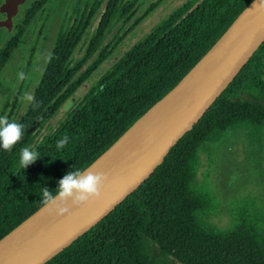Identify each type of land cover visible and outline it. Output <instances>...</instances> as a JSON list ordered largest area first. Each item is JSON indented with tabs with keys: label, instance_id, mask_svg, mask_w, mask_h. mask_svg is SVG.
Instances as JSON below:
<instances>
[{
	"label": "trees",
	"instance_id": "trees-1",
	"mask_svg": "<svg viewBox=\"0 0 264 264\" xmlns=\"http://www.w3.org/2000/svg\"><path fill=\"white\" fill-rule=\"evenodd\" d=\"M55 1L29 0L13 35L0 27V85L7 89L9 84L11 93L14 81L4 71L37 17ZM100 1L73 0L71 6L65 1L71 14L55 35L51 58L40 70L33 57L23 64L30 79L22 81L15 99L36 80L34 101L21 112L16 100L4 105L3 115L25 131L12 151L0 147V239L43 206L44 186L55 193L68 171L85 170L174 89L252 2L186 0L124 49L123 40L157 4L142 11L146 0H106L96 20ZM115 58L95 75L98 65ZM90 60L94 65L85 66ZM84 84L85 97L61 116L65 102ZM49 123L53 126L42 133ZM65 135L69 143L57 149ZM240 141L247 182L261 186L233 197L225 207L231 222L221 227L211 220L222 208L211 178L219 172L222 152ZM23 147L41 155L26 169L19 165ZM203 157L207 169L200 179ZM153 241L179 264H264V42L154 173L46 264H176L159 258Z\"/></svg>",
	"mask_w": 264,
	"mask_h": 264
},
{
	"label": "water",
	"instance_id": "water-1",
	"mask_svg": "<svg viewBox=\"0 0 264 264\" xmlns=\"http://www.w3.org/2000/svg\"><path fill=\"white\" fill-rule=\"evenodd\" d=\"M26 0H5L0 27L11 29L13 16ZM264 42V10L250 2L200 62L167 95L149 108L100 157L85 170L103 172L108 180L101 197L76 206L67 202L72 215L48 214L44 206L0 239V264H46L77 238L110 214L134 192L177 142L190 131L235 79ZM193 81L180 97L170 119L155 136L132 154L120 157L140 132L152 111L188 77ZM76 100L70 97L65 104ZM64 104V106H65ZM63 106V114L67 110Z\"/></svg>",
	"mask_w": 264,
	"mask_h": 264
},
{
	"label": "rangeland",
	"instance_id": "rangeland-1",
	"mask_svg": "<svg viewBox=\"0 0 264 264\" xmlns=\"http://www.w3.org/2000/svg\"><path fill=\"white\" fill-rule=\"evenodd\" d=\"M65 1H68L67 3H70L71 6L73 3V0H56L43 14L42 17L38 20L40 28L43 27V32L38 38L37 30L30 35L28 41L16 51L15 58L13 62L5 69L4 76L9 81H14L12 92L11 88H9V84L7 86V89H5L2 85H0V116L4 114V105L6 103H12V101L16 100L18 103H20V108L17 110L19 112L23 111L28 104V101L24 98L26 93L32 92L35 85L37 84L36 80L34 81H28V86L23 89V95L17 100L15 97L19 95V90L22 91V80L18 78V73L24 72L25 73V66L24 63L27 62V60L30 57H33L35 62L37 63L36 70H39L42 66V62L46 59V57L49 56L51 49L53 47L55 35H57L60 27L64 23V19L69 18L68 12L66 11L68 8L66 6ZM186 0H162L158 3V0H146V2L142 5V11H145L146 9L151 8L152 5L157 4V7L154 9V11L146 17L143 21L140 22L139 25H137L123 40L122 47L126 49L131 44L137 42L140 40L144 35H146L148 32H150L154 27L159 25L161 19L165 17L166 15L173 12L175 9H177L179 6H181ZM106 3V0L100 1V11L97 13L96 20H99L101 16V12L103 11V7ZM91 10V6L89 7ZM134 21V18L130 20L128 25H131ZM128 27V26H126ZM37 45L36 49L34 50L35 44ZM34 50V51H33ZM34 53V56L33 54ZM81 57L79 55V51H76V58ZM117 58L114 60H111L110 62H106L102 65V72L106 69V67L110 64H113ZM7 83H10L7 81ZM85 89H81V93H84ZM80 93V94H81ZM76 97V96H75ZM77 98V97H76ZM76 103V100L72 102L71 107L67 109V112L70 111ZM10 108V107H9ZM16 111V114H17ZM66 112V113H67ZM61 116L65 117L66 114L61 113ZM4 116V115H3ZM59 117V115H58ZM60 119L57 118V121ZM53 124L49 123L47 127L42 129V133L47 131L49 127H52ZM244 142H240V144L237 145L236 149L231 150L230 152L227 151L224 154V159L228 163V168L233 167L236 164V160L244 159L243 153H244ZM202 166L199 170V178L203 179L204 175L203 173L207 169V163L205 157L202 158ZM241 170L243 169V162L241 161ZM222 171H220L217 174H214L212 176V186L213 189L217 192V196L219 197L220 202L222 203V208L220 211L216 214H214L211 218L213 222H215L217 225L221 227L228 226L231 222V216L226 210L225 206L223 205V202H225V192L227 191V186L225 185L224 176L221 174ZM245 186V187H244ZM243 188V193L247 192V189L255 188L256 186H261L260 183H245ZM237 188V187H236ZM239 194H242V191L239 192ZM224 206V207H223Z\"/></svg>",
	"mask_w": 264,
	"mask_h": 264
},
{
	"label": "clouds",
	"instance_id": "clouds-1",
	"mask_svg": "<svg viewBox=\"0 0 264 264\" xmlns=\"http://www.w3.org/2000/svg\"><path fill=\"white\" fill-rule=\"evenodd\" d=\"M252 8L264 10V0H252ZM51 57H49L50 59ZM20 80L30 79L24 72L18 73ZM28 102L34 101V96L26 93L24 97ZM38 106V105H36ZM65 110L71 107V100L65 104ZM25 126L16 121H9L7 116H0V147L6 151H12L14 145L20 142L24 136ZM69 143V137L65 135L57 141V149H63ZM41 155L39 152L23 147L20 150L19 165L26 169L35 162ZM108 176L103 172H93L90 170L68 171L59 181L56 192L50 191L48 186L42 189L41 203L48 214L55 211L56 215H72V211L67 202L71 200L73 205L79 206L90 200L101 197L102 189Z\"/></svg>",
	"mask_w": 264,
	"mask_h": 264
},
{
	"label": "flooded vegetation",
	"instance_id": "flooded-vegetation-1",
	"mask_svg": "<svg viewBox=\"0 0 264 264\" xmlns=\"http://www.w3.org/2000/svg\"><path fill=\"white\" fill-rule=\"evenodd\" d=\"M28 1L29 0H26L24 3L20 4L19 5V10L18 12L13 16V26L11 29H8V35H13L14 33H16L18 31V28H17V25L19 24V22H21L26 13H27V7H28ZM68 12V16L71 11V9H67L66 10ZM43 14V13H42ZM41 14V15H42ZM41 15L38 16L37 18V21H36V25L33 26V29L30 30V32L28 33V37H27V40L26 42L28 41L30 35H32L33 31L35 32L37 30V33L39 34H42L43 32V27L40 28L39 26V19L41 18ZM7 17V14L6 13H3V17L2 19H5ZM70 17V16H69ZM41 30V32H40ZM41 36V35H40ZM25 42V43H26ZM24 43V44H25ZM54 44V43H53ZM34 46V45H33ZM34 48V47H33ZM53 48V47H52ZM51 53V52H50ZM50 55V54H49ZM49 57V56H48ZM48 57H46V59L42 62V64L44 65V62L48 59ZM80 58V57H79ZM89 66H93L94 65V62L93 61H88L85 63V66L88 67ZM102 65H98L96 67V71H94L95 75L96 74H99V73H102ZM41 69V68H40ZM39 69V70H40ZM92 70V69H91ZM94 70V69H93ZM38 82V81H37ZM36 82V83H37ZM81 89H85L84 93H81V94H77L75 95L77 98H76V104H78L86 95L87 93V89H88V85L87 84H84L81 86L80 90ZM74 105V106H75ZM241 142V141H240ZM240 142H238L237 144L235 145H232V146H228L222 153H223V156L224 154L227 152V151H231L233 149H236L237 148V145L240 144ZM243 158H244V153H243ZM241 161L243 162L244 166H243V169L241 170L240 166H241ZM228 163L229 162H226V160L223 158L221 159L220 161V169H219V172H221V174L224 176V180H225V185L227 186V191L224 193L225 194V202H223V205L226 207L229 202L233 199L234 196L236 195H244L246 194V192L243 193V188L245 187L244 184L247 183V178H248V175L250 176V174L247 173V169H248V166H247V162L245 161V159H242L241 160L237 159L236 160V164L231 167V168H228ZM218 172V173H219ZM244 186V187H243ZM237 187V188H236ZM215 190V189H214ZM242 191V194H239V192ZM219 198V197H218ZM221 209V208H220ZM152 249L154 251V253L159 257V258H163V259H170L172 260L173 262H175L176 264H179L178 263V260H176L173 256L171 255H164L163 254V250L162 248L160 247V245L156 242H152Z\"/></svg>",
	"mask_w": 264,
	"mask_h": 264
},
{
	"label": "bare ground",
	"instance_id": "bare-ground-1",
	"mask_svg": "<svg viewBox=\"0 0 264 264\" xmlns=\"http://www.w3.org/2000/svg\"><path fill=\"white\" fill-rule=\"evenodd\" d=\"M192 81L193 77L188 76L169 97L158 104L145 121L140 132L126 147L120 157L132 154L155 136L159 129L170 119L180 97L187 90Z\"/></svg>",
	"mask_w": 264,
	"mask_h": 264
}]
</instances>
